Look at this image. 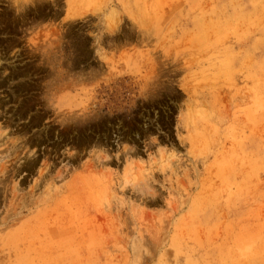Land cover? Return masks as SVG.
Listing matches in <instances>:
<instances>
[{
  "label": "rangeland",
  "instance_id": "1",
  "mask_svg": "<svg viewBox=\"0 0 264 264\" xmlns=\"http://www.w3.org/2000/svg\"><path fill=\"white\" fill-rule=\"evenodd\" d=\"M0 264H264V0H0Z\"/></svg>",
  "mask_w": 264,
  "mask_h": 264
}]
</instances>
